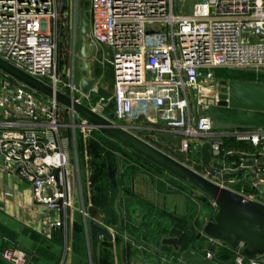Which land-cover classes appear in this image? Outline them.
<instances>
[{
	"label": "built area",
	"instance_id": "2783aa9c",
	"mask_svg": "<svg viewBox=\"0 0 264 264\" xmlns=\"http://www.w3.org/2000/svg\"><path fill=\"white\" fill-rule=\"evenodd\" d=\"M185 2L88 0L90 37L102 51L98 62L113 67L111 98L95 97V85L88 94L82 93L74 76L75 52L72 62L66 53L63 59L68 63L59 68L61 32L71 29L72 12L75 28L76 4L64 13L67 27L60 0H0V58L54 91L82 104L86 99L94 112L107 118L114 115L115 123L135 135L143 133L142 139L179 137V146H170L186 166L209 178L200 170L201 147L211 142V157L221 159L220 168L212 169L228 175L213 181L264 203V180L243 170L246 161L264 156V131L233 132L232 137L254 151L230 160L237 154L224 151L222 141L214 138V121L203 112L209 104L199 90L202 84L221 80L218 69L264 70V0H197L191 13L185 12ZM64 110L71 118L78 115L0 70V169L32 184L34 203L48 213L41 224L44 233L65 227L72 208V164L61 139L63 128L69 126ZM81 125L88 127L83 119ZM253 170L264 173V164ZM79 210L89 216L85 208ZM245 248L242 241L231 248L235 264H263L260 256H245ZM0 255L12 264H27V255L17 249ZM205 258L214 261V254Z\"/></svg>",
	"mask_w": 264,
	"mask_h": 264
},
{
	"label": "rangeland",
	"instance_id": "374dc122",
	"mask_svg": "<svg viewBox=\"0 0 264 264\" xmlns=\"http://www.w3.org/2000/svg\"><path fill=\"white\" fill-rule=\"evenodd\" d=\"M196 1L186 0L183 4L186 13L192 12L193 4ZM79 2L80 0H76V2L65 0L64 2L73 10L76 4V26L74 28L75 15L72 12L71 29L68 31L66 27L64 28L65 35L62 36L59 44L60 49L62 43L64 56H66L65 52L71 55V62L73 52H75L74 76L77 83H80L83 75L78 69ZM87 2L85 17L89 22ZM96 72L98 76L95 84L97 90L95 97L111 98L114 87L112 65L107 61L97 62ZM216 75L221 80L264 84V70L218 69ZM95 97L93 96L92 99ZM190 98L194 112L192 95ZM83 103L89 105V101L86 99H83ZM203 112L213 119L216 131L264 127V114L261 112L216 105H209ZM109 113L111 114V109ZM64 123L69 126L62 130V144L70 155L75 181L80 182L79 192L81 195L83 194L85 206L94 205L96 207L97 204L107 228L110 225L118 224L114 202L119 190H122L124 205L128 206L129 201L131 204H138V206L131 205V207L122 210L123 219L120 222L123 231V235H120L122 239L127 240L132 234L143 244L153 243L154 247H158L163 236L175 234L182 238L183 248L187 249L193 246L202 253L214 252L213 243L203 233L206 221L208 218H212L216 207L212 199L189 186L187 182L181 181L166 170L135 155L132 150L110 141L99 130L81 125V118L78 115L71 118L69 113L64 110ZM190 158L195 159L193 153ZM220 162V158L211 157L209 166L219 169ZM76 200L74 204L71 202V205L79 209L80 201L78 198ZM88 218L89 216L85 219ZM220 256L224 261L235 263L234 254L225 253L222 248H220ZM259 259L264 264V256H260Z\"/></svg>",
	"mask_w": 264,
	"mask_h": 264
},
{
	"label": "water",
	"instance_id": "95a60500",
	"mask_svg": "<svg viewBox=\"0 0 264 264\" xmlns=\"http://www.w3.org/2000/svg\"><path fill=\"white\" fill-rule=\"evenodd\" d=\"M88 0H80V30H79V59L78 69L83 74L80 87L83 94H88L95 83L96 63L102 60L100 47L92 42L89 33V22L85 17V6ZM60 15L62 21L69 27V20L64 17V13L69 10L64 0H60ZM64 37V33L61 32ZM67 43V40L65 39ZM66 54V52H65ZM64 51L62 43L60 45L59 68L62 69L68 63V59H63ZM0 70L16 80L22 82L29 88L48 97L54 98L59 104L72 109L83 119L88 127L99 130L109 138L119 142L123 147L132 150L137 155L144 157L149 162L166 170L174 177L187 182L201 193L214 201L217 213L212 221H209L203 228V233L215 240L221 241L235 249L240 241L246 244L244 255L254 258L264 255V203L246 198L244 195L231 189L221 187L212 178H225L227 174H221L209 166L212 156V143L206 141L201 147V162L207 175L199 173L186 166L183 157L170 146H179V137L171 134H163L160 139L146 135L144 139L139 135L126 130L122 125L113 121L114 115L110 118L97 114L88 106L72 99L70 96L54 91L52 87L43 81L21 71L10 63L0 58ZM210 84V83H209ZM216 93L208 94L206 101L209 105L228 107L237 110H246L264 113V84L242 81L214 80ZM162 139L166 140L164 143ZM264 164V156L258 160H248L245 163L244 171H248L251 176L264 180V173L258 174L253 170L254 166ZM51 195V190L48 191ZM118 211V201L115 205ZM119 212V211H118ZM90 220L91 254L95 264L98 263V245L101 237L113 240L110 229L119 232V225H104V219L100 210L94 206L88 208ZM164 245L172 246L180 254L179 261L174 264H218L205 258L200 253L188 247L183 251L177 238H166ZM2 239L0 238V253Z\"/></svg>",
	"mask_w": 264,
	"mask_h": 264
},
{
	"label": "crops",
	"instance_id": "0c3cea01",
	"mask_svg": "<svg viewBox=\"0 0 264 264\" xmlns=\"http://www.w3.org/2000/svg\"><path fill=\"white\" fill-rule=\"evenodd\" d=\"M244 130L264 131V127L258 129H241V131ZM235 131L240 130H215L213 136L215 139L221 140L222 143H224L226 139H235L232 137L233 132ZM237 142L248 144L247 142ZM229 150H232L237 154L235 157H232L231 159L229 158L230 160L239 157L241 153L250 154L254 151H239L231 148H229ZM72 185L73 191L71 202L74 204L75 200L78 198L80 201L79 209L85 208L88 210L91 206H85L83 194L81 195V192H79L80 182L77 183L75 181L74 174H72ZM191 187L194 188L193 186ZM262 187L264 188V183L262 184ZM234 189L239 190V186L237 188L234 187ZM195 190L197 189L195 188ZM198 192L200 191L198 190ZM33 193L34 189L31 183L20 179L14 173L0 169L1 253L17 249L27 255V264H95L92 260L90 229L88 227L90 217L85 219L84 216L81 215L80 210L77 209V207L74 208L72 205L67 225L60 229L53 230L50 233H44L42 231L41 224L42 221L46 219L48 213L45 207L34 203ZM122 197L123 192L122 190H119L114 202V210L118 215V224L116 225L120 226V231L117 232L110 229V233L113 235L112 241H109L105 237L100 238L97 264L177 263L179 261L180 254L175 251L172 246L163 244V240L166 238H177L179 243V239L182 238L175 234L163 236L160 240V245H157L158 247H154L153 243L145 245L132 234L129 235L127 240L120 237V235H123L122 226L120 225V222L123 219L122 210L124 208L131 207V205L138 206L137 203L131 204L130 201L128 206L124 205ZM117 201L119 212L115 209ZM96 208L99 209L98 207ZM216 213L217 208L215 207L212 218H208L206 224L214 219ZM206 237L211 243H213L214 252L208 251L206 253H202L193 246H191V248L204 257L209 252L213 253L214 261L218 264H235L234 262L224 261L220 256V248H222L225 253L233 254L232 249L229 248L228 245L221 242L211 241L210 237ZM179 245L182 246V243ZM182 250L185 251L186 248H183ZM0 264L12 263L5 260L0 255Z\"/></svg>",
	"mask_w": 264,
	"mask_h": 264
},
{
	"label": "trees",
	"instance_id": "16d2710c",
	"mask_svg": "<svg viewBox=\"0 0 264 264\" xmlns=\"http://www.w3.org/2000/svg\"><path fill=\"white\" fill-rule=\"evenodd\" d=\"M87 3H88V2H87ZM96 76H98V75H97V72H96ZM218 78H219V77H218ZM263 114H264V113H263ZM102 135L105 136V137H106L107 139H109L110 141L115 142V143L121 145L119 142H117V141H115V140L109 138L108 136L104 135L103 133H102ZM124 148H125V147H124ZM229 148H231V149H236V150H239V151H244V150L250 151V150H252V147H250L248 144H244V143L237 142L235 139H232V138H230V139H226V141L223 143V150H224V151H228ZM134 154L137 155L135 152H134ZM223 154H224V152L222 151V152H221V155H223ZM137 156H139V155H137ZM139 157H141V156H139ZM141 158L145 159L144 157H141ZM145 160H146V159H145ZM146 161L149 162L148 160H146ZM158 168H160V167H158ZM161 169H162V168H161ZM203 169H204V168H200V170H203ZM96 207H97V204H96ZM181 243H182V241H181V239H179V244H181ZM180 246H181V245H180ZM181 248L183 249L182 246H181Z\"/></svg>",
	"mask_w": 264,
	"mask_h": 264
},
{
	"label": "bare ground",
	"instance_id": "6f19581e",
	"mask_svg": "<svg viewBox=\"0 0 264 264\" xmlns=\"http://www.w3.org/2000/svg\"><path fill=\"white\" fill-rule=\"evenodd\" d=\"M199 90L207 96L208 94L216 93V86L212 83H205L199 86Z\"/></svg>",
	"mask_w": 264,
	"mask_h": 264
}]
</instances>
